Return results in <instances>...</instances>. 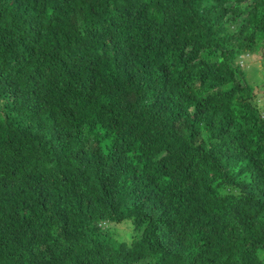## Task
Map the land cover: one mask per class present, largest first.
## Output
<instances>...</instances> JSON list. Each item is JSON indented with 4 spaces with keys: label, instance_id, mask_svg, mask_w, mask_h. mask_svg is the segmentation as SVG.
<instances>
[{
    "label": "trees",
    "instance_id": "obj_1",
    "mask_svg": "<svg viewBox=\"0 0 264 264\" xmlns=\"http://www.w3.org/2000/svg\"><path fill=\"white\" fill-rule=\"evenodd\" d=\"M252 51L264 0H0V264H264Z\"/></svg>",
    "mask_w": 264,
    "mask_h": 264
},
{
    "label": "rangeland",
    "instance_id": "obj_2",
    "mask_svg": "<svg viewBox=\"0 0 264 264\" xmlns=\"http://www.w3.org/2000/svg\"><path fill=\"white\" fill-rule=\"evenodd\" d=\"M256 47L257 49L260 48ZM237 63L242 67L247 83L254 87L259 84L255 89V102L257 105L262 106L264 103V56L252 51L238 58ZM106 227L112 239L119 241L128 242L131 236H137L139 233L133 230L131 220L128 219L118 223H108Z\"/></svg>",
    "mask_w": 264,
    "mask_h": 264
}]
</instances>
